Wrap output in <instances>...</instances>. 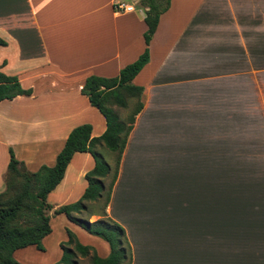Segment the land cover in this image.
Wrapping results in <instances>:
<instances>
[{
	"label": "crops",
	"instance_id": "crops-1",
	"mask_svg": "<svg viewBox=\"0 0 264 264\" xmlns=\"http://www.w3.org/2000/svg\"><path fill=\"white\" fill-rule=\"evenodd\" d=\"M114 1L131 2L0 0V71L30 90L0 100V191L8 149L34 171L54 163L74 126L103 132L80 87L89 75L113 77L134 61L146 28L142 9L116 12ZM147 50L131 80L142 106L105 206V217L126 232L129 264H264V169L251 191L233 185L229 165L236 146L254 150L237 139L241 127L264 144V0H170ZM257 151L264 156V147ZM92 166L88 152H74L47 202L78 199ZM144 243L157 254L141 257ZM96 246L99 257L108 254V245Z\"/></svg>",
	"mask_w": 264,
	"mask_h": 264
},
{
	"label": "trees",
	"instance_id": "trees-1",
	"mask_svg": "<svg viewBox=\"0 0 264 264\" xmlns=\"http://www.w3.org/2000/svg\"><path fill=\"white\" fill-rule=\"evenodd\" d=\"M170 0H136L134 6L143 11L146 26L142 38L144 47L138 57L121 67L113 77L89 75L84 78L80 92L104 119L105 128L98 136L90 135V125L82 123L71 128L55 155L51 166L40 165L29 171L8 149V161L2 175L0 191V264H18L13 257L17 249L33 245L42 250L41 240L50 233L49 215L62 213L66 219L101 238L108 245V254L99 257L87 245L80 244L66 229V240L59 243L61 254L54 264H77V258L87 257L90 264H129L130 249L124 240L122 227L105 217V206L117 174L118 163L134 116L140 110L141 87L131 80L148 60V41L156 27L159 15ZM4 41L0 38V45ZM29 89L20 87L16 77L0 71V100L16 95H28ZM131 105V107H130ZM130 107V108H129ZM118 109H128L120 118ZM105 149L111 155L112 165L102 155ZM74 152H88L93 166L84 173L86 186L73 202L52 207L46 195L62 178L64 169ZM102 199L99 218L88 220L86 202ZM86 212V215L82 213Z\"/></svg>",
	"mask_w": 264,
	"mask_h": 264
},
{
	"label": "rangeland",
	"instance_id": "rangeland-1",
	"mask_svg": "<svg viewBox=\"0 0 264 264\" xmlns=\"http://www.w3.org/2000/svg\"><path fill=\"white\" fill-rule=\"evenodd\" d=\"M262 107L264 108V103L262 104ZM118 112H119L120 118H122L125 116V114H127L128 109H118ZM263 113H264V110H263ZM256 133L257 132L255 131V129H251V127H244V128L241 127L239 130L236 131L237 139L241 140L246 145H250V147H252V149L254 150L250 151L251 153L250 155H248L247 152L242 154V153H238L237 151L238 146H236V153H235L234 158L232 159V164H229L233 168L232 174H231L233 177L232 178V181L234 183L233 185L240 186V187L246 186V188L251 191L254 190L255 188H259L258 187L259 184H255L252 180L255 177L261 176L259 173L260 169H262L261 167H263L264 169V156L255 155L258 152L257 149L261 150L264 147V144L258 141H250V139H253L254 137V136L251 137V135L256 134ZM236 143H239V142H236ZM102 155L104 159L108 161L110 165H112L111 155L107 153L102 154ZM86 203H87L88 213L90 214L100 213L102 199H99L97 201H88ZM82 215L85 216L86 212L85 213L83 212ZM58 216L60 217L59 219L55 215H52V214L49 215L51 232L43 240L42 250H38L33 246H29L26 248H20L16 250L14 254V259L19 264H54L55 262H57V260L59 259V255L61 254V249H60V246L56 244V241L59 240L60 238H62V240L64 241L66 240L65 238H66V229H67L66 222H65L66 220L64 216L62 214H59ZM77 229L80 232L78 233V236H77L78 240H80L82 243L84 242L86 245L88 244V246L94 249L96 252H99V248L96 246L97 244L100 245L101 247L104 244L107 247L106 242L103 241L101 238L95 235H92L90 233H87L85 230L80 229V227H78ZM124 240L128 244L129 249L131 250L130 248L131 246H130L125 230H124ZM149 245L150 244H145V243L141 245L140 247L141 257H144V256L148 257V250L151 252V254L152 253L154 255L157 254V250H153V247ZM146 260L147 259H144L142 260V262ZM124 263L125 261L122 262V264ZM77 264H90V263L87 257L85 258L78 257Z\"/></svg>",
	"mask_w": 264,
	"mask_h": 264
},
{
	"label": "built area",
	"instance_id": "built-area-1",
	"mask_svg": "<svg viewBox=\"0 0 264 264\" xmlns=\"http://www.w3.org/2000/svg\"><path fill=\"white\" fill-rule=\"evenodd\" d=\"M134 3V0H131V2L114 1L112 6L116 12L133 11Z\"/></svg>",
	"mask_w": 264,
	"mask_h": 264
}]
</instances>
